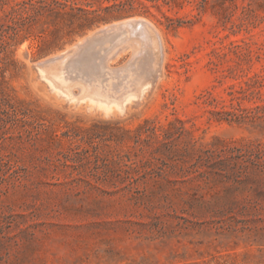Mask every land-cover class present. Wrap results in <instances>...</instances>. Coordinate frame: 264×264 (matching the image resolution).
Masks as SVG:
<instances>
[{
  "label": "rangeland",
  "instance_id": "obj_1",
  "mask_svg": "<svg viewBox=\"0 0 264 264\" xmlns=\"http://www.w3.org/2000/svg\"><path fill=\"white\" fill-rule=\"evenodd\" d=\"M163 10L180 21L152 7L0 56V264H264V0ZM72 47L44 67L55 88L35 64ZM149 81L125 110L90 101Z\"/></svg>",
  "mask_w": 264,
  "mask_h": 264
},
{
  "label": "trees",
  "instance_id": "obj_2",
  "mask_svg": "<svg viewBox=\"0 0 264 264\" xmlns=\"http://www.w3.org/2000/svg\"><path fill=\"white\" fill-rule=\"evenodd\" d=\"M173 0H0V56L7 54L21 34L33 33L40 46L49 49L67 36L83 33L101 23L136 14L162 13L167 28L179 19L163 7ZM3 68L0 65V69Z\"/></svg>",
  "mask_w": 264,
  "mask_h": 264
},
{
  "label": "bare ground",
  "instance_id": "obj_3",
  "mask_svg": "<svg viewBox=\"0 0 264 264\" xmlns=\"http://www.w3.org/2000/svg\"><path fill=\"white\" fill-rule=\"evenodd\" d=\"M142 19V18H141ZM127 20V19H126ZM145 21V20H144ZM139 24V23H138ZM137 23L135 24L134 23V20H131L130 19V21L128 20V21H124V22H119V23H115L113 26H104L103 27V29H106V30H111V29H116V28H119V27H121V26H126L128 29V31L129 32H131V33H135V32H137V31H139L140 29H141V27H138L137 25H138ZM142 30V29H141ZM128 31H127V33H128ZM142 32V31H141ZM144 33V32H143ZM91 35H92V32L90 33ZM120 34V33H119ZM151 35V34H150ZM149 35V36H150ZM131 36V35H130ZM146 36H148L147 34H146ZM161 35H159L156 31H154V43H155V48L159 51V55H160V57H159V61H158V65H157V68H156V72H157V74H158V77H159V74L161 75V73H162V71H161V69H163L162 68V65H163V58H164V50H163V45H162V40H161V37H160ZM139 37V36H138ZM145 37V36H144ZM112 38V37H111ZM145 38H147V37H145ZM136 39H137V37H136ZM140 39V38H139ZM131 41H133V42H131V41H129L130 43H132V44H135V42L137 43L138 41H134V39L132 40V39H130ZM80 41H82V40H80ZM141 41V40H140ZM139 41V42H140ZM118 42V41H117ZM106 43H108V42H106ZM112 43V42H111ZM142 43V42H141ZM140 43V44H141ZM142 45V44H141ZM104 46V45H103ZM112 46V45H111ZM98 47V46H97ZM119 47V46H118ZM99 48H101V46L99 47ZM104 48V47H103ZM93 49V48H92ZM95 49V48H94ZM79 50V49H78ZM100 50V49H99ZM96 51V50H95ZM94 51V52H95ZM121 51V50H120ZM157 51V52H158ZM123 53V52H122ZM155 53V51L153 52V54ZM137 54V53H136ZM72 55V54H71ZM120 55V54H119ZM154 56H156V55H154ZM113 57H114V55H113ZM117 57V56H116ZM149 57H151V56H149ZM153 58V57H152ZM100 59V58H99ZM157 59V58H156ZM150 60V59H149ZM153 60H155L154 58H153ZM152 60V61H153ZM100 61V60H99ZM157 60H155V62L154 63H156L157 64V62H156ZM83 62V61H82ZM153 63V62H152ZM82 64V63H81ZM84 64V63H83ZM100 64V63H99ZM149 65V64H148ZM152 65V64H151ZM106 66V65H105ZM99 67V66H98ZM87 69H88V67H86ZM91 68V67H90ZM104 68V67H103ZM148 68V67H147ZM67 69V68H66ZM102 69V68H101ZM155 69V68H154ZM146 70H149V69H145V71ZM161 71V72H160ZM144 72V71H143ZM148 72H150V71H148ZM90 73V72H89ZM145 73V72H144ZM40 74H41V76H43L45 79H49L51 82H52V85L56 88L57 87V85H56V83L54 82V80H53V78H50V77H48L47 75H46V73H45V70L44 69H42L41 71H40ZM148 74V73H147ZM73 75V74H72ZM89 76V75H88ZM97 76V75H96ZM146 76V75H145ZM144 76V77H145ZM104 78V77H103ZM141 78V77H140ZM139 78V79H140ZM56 79H58V77L56 78ZM102 79V78H101ZM148 79V78H147ZM150 79V78H149ZM91 80V79H90ZM112 81V80H111ZM124 81V80H123ZM156 82H157V80H156ZM70 83V82H69ZM75 83H76V81H75ZM79 83H80V81H79ZM72 84V83H71ZM116 85V84H115ZM151 85H152V82L151 81H149V82H145V83H143V84H141V86H139L140 87V90H141V92L140 93H138L137 94V92H130V93H128L127 92V94L125 95V96H123L122 98H119V99H115V100H112V101H107V99L106 100H104V101H100L101 99H100V97H91L90 98V101H92V104H93V107L96 105L97 107H100V108H103V109H114V108H119L120 109V107H121V109H123V110H125L126 109V105L127 104H129L130 102H132L134 99H136V98H141V97H143L144 96V94L150 89V87H151ZM155 85V84H154ZM118 86V85H117ZM137 86V85H136ZM154 87V86H153ZM69 88V87H68ZM110 88V87H109ZM119 88V87H118ZM137 88H138V86H137ZM118 90V89H117ZM64 91V90H63ZM116 91V90H115ZM121 91V93H122V89L120 90ZM117 93V92H116ZM118 93H120V92H118ZM83 96V95H82ZM91 96V95H90ZM120 97V96H119ZM69 99L70 100H78L77 98H75V96H71V97H69ZM80 100V99H79ZM83 100H85V99H83ZM137 103V102H136ZM90 105V104H89ZM110 112V111H109ZM121 113V112H120Z\"/></svg>",
  "mask_w": 264,
  "mask_h": 264
},
{
  "label": "water",
  "instance_id": "obj_4",
  "mask_svg": "<svg viewBox=\"0 0 264 264\" xmlns=\"http://www.w3.org/2000/svg\"><path fill=\"white\" fill-rule=\"evenodd\" d=\"M120 22V21H119ZM134 23L138 24L139 22H136L134 21ZM115 23H110L106 26H113ZM128 28L126 26H121L119 28H114V29H111V30H106V29H103V27H95L94 29L90 30L92 31V35L90 34V31L87 32V34L85 36H83L81 38L82 41H78L76 42L75 44H73L74 47H81L82 45H86L87 43V46H90V45H95L97 43H102L108 36H110V34L112 33V31H117V30H127ZM86 47V46H85ZM73 49V47L71 49H66L63 53L61 54H56L54 56H50V57H47L43 60H40L38 61L36 64H35V68L36 70L40 73V71L42 69H44V67L49 64V63H52V62H56L60 59H63L65 57L68 56V54L71 52V50ZM71 62L73 61V58L70 60ZM41 76V74H39ZM43 77V76H41ZM44 78V77H43ZM158 78V74L157 72L155 71V73L153 74V78H152V82L154 83Z\"/></svg>",
  "mask_w": 264,
  "mask_h": 264
}]
</instances>
